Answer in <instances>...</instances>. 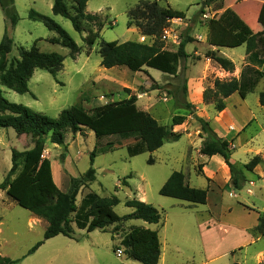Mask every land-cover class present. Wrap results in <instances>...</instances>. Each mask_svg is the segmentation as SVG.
Returning <instances> with one entry per match:
<instances>
[{
  "label": "rangeland",
  "instance_id": "obj_1",
  "mask_svg": "<svg viewBox=\"0 0 264 264\" xmlns=\"http://www.w3.org/2000/svg\"><path fill=\"white\" fill-rule=\"evenodd\" d=\"M3 1L10 3V0ZM138 1L88 0L86 11L97 14L103 21L99 37L90 48L84 38L88 29L97 30V24H85V30L81 32L74 30L70 20L52 13L53 0H13V8L19 17L13 27L0 8V40L7 30L13 41L9 62L19 58L20 46L30 49L34 44L41 52L64 56L63 67L54 76L43 69H35L26 93L0 84L2 95L9 101L52 118L65 108L79 105L90 117L105 105L120 102L133 93L137 97V107L160 124L170 126L174 114L185 115L182 124L172 127L173 131L181 133L180 138L167 141L154 151L129 156L126 146L134 142V138H129L109 151L97 153L92 163L95 179L81 187L76 196L77 204L90 192L101 197L116 196L119 202L113 210L119 216L131 213L132 208L125 201L137 198L158 209L161 215L158 223L132 218L111 224L105 230L88 232L74 227L72 238L59 234L44 240L46 244L30 256L40 247L27 255L28 249L43 239L46 221L42 219L43 224L27 230L25 224L30 211L10 199L0 188V194H3L0 215L4 223L1 238L5 240L1 252L15 259L24 256L18 264H139L126 256L121 243L132 226L157 231L161 250L158 264H256L255 251L264 246V235L255 244L244 246V240L247 233L252 235L257 212L264 211V179H258L264 178V163L252 172H246L248 181L241 189H233L230 185L222 187L220 204L216 196L219 191L208 177L213 174L210 170L217 168L220 156L198 155L202 141L207 139L198 118L208 121L217 134L211 125L218 116L213 102V81L233 76L240 78L241 70L248 65L242 58L245 45L221 47L219 52L218 47L207 43V21L230 8L253 32L264 31V0H213L208 6L204 5L205 0H157L160 6L169 5L185 14L183 18L169 19L159 36L143 35L137 26H127L126 10ZM30 9L59 24L80 47L79 53L71 58L68 48L49 41L57 37V33L47 29L42 22L30 19ZM187 36L192 38L185 45L188 56L180 58L174 75L146 66L140 71H131L124 66L104 68L100 65L98 49L102 40H136L175 51ZM257 47L264 55V38L259 40ZM210 49L232 58L234 70L224 71L207 58L205 54ZM256 67L264 69V64ZM263 90L264 78H261L245 98L246 109L239 107L242 102L237 95L232 96L229 105L233 106L229 109L234 112V126L231 128L232 125L226 123V128L218 127L226 134L225 139L231 141L230 159L237 167H242L257 154L256 149L264 150V108L257 100L258 92ZM94 107L100 110H92ZM249 112L253 115L247 116ZM108 139L103 137L100 144H105ZM96 145L97 139L87 127H81L76 133L66 132L62 145L53 144L46 138L43 155L51 161L53 179L62 191L69 189L71 177L80 176L90 166V152ZM31 146L28 135H17L10 127L0 128V183L11 165V149L24 150ZM173 171H182L190 186L206 189L208 203H189L159 194L160 187ZM222 177V173L215 177L216 185L218 181L223 185L226 177ZM11 227L17 229V235L11 234ZM239 246L243 248L237 249ZM233 249L236 250L231 254ZM118 250L120 255H117Z\"/></svg>",
  "mask_w": 264,
  "mask_h": 264
},
{
  "label": "trees",
  "instance_id": "obj_2",
  "mask_svg": "<svg viewBox=\"0 0 264 264\" xmlns=\"http://www.w3.org/2000/svg\"><path fill=\"white\" fill-rule=\"evenodd\" d=\"M88 0H53L52 13L70 20L74 30H85V24L96 23V31L88 29L84 38L89 48L99 37L103 21L97 14L86 11ZM213 0H205L208 6ZM0 8L8 18L11 27L19 20L13 8V0L6 4L0 0ZM127 26L135 25L143 35L159 36L167 21L172 18H183L184 12L169 5L160 6L157 0H140L126 10ZM28 17L40 21L49 30L57 33V37L49 41L58 43L69 49V56L74 58L80 47L70 35L50 17L34 9H30ZM264 38V31L253 32L232 9L226 8L218 17L207 21L206 41L215 47L235 48L245 45V60L248 65L241 70L240 78L231 77L227 80L219 78L213 81V102L216 111L225 108L224 99L233 93L244 99L254 90L258 81L264 78V69L255 68L264 64V55L258 50V42ZM192 40L183 38L175 51L162 49L157 44H148L136 40L104 41L99 45L100 65L104 68L124 66L131 71H140L144 66L157 69L163 73L174 75L177 72L180 58L187 57L185 45ZM13 41L7 30L0 40V84L18 93L29 91L28 82L35 69H43L51 75L63 67L64 56L56 52H41L35 46L25 49L18 48L19 58L8 61V54L12 50ZM89 52V51H87ZM205 56L225 71L232 72L234 63L229 58L218 54L215 50H207ZM130 92L129 89H126ZM259 104L264 107V90L259 92ZM137 97L129 96L117 103L105 105L96 115L88 117L86 111L79 105L71 106L60 111L52 118L29 107L9 101L0 90V128H12L17 135H28L32 146L28 149L10 151V168L0 183L7 196L21 207L29 210L33 215L46 221L43 239L33 244L27 255L33 253L43 242L56 235L72 238L74 227L88 232L96 229L105 230L111 224L126 219H141L148 223H158L160 212L153 205L137 198L127 199L125 204L132 208V212L119 216L113 207L119 202L116 196L101 197L94 192L87 193L76 203V196L81 187L95 179L92 167L97 153H103L122 144L123 140L134 138V142L127 144L129 156L144 151H154L167 141H176L181 133L173 131L174 125L182 124L185 115L174 114L170 126L160 124L148 112L136 105ZM92 110H100L94 107ZM83 111V112H82ZM200 128L207 134L200 145L199 153L206 156L219 155L230 172L229 184L239 190L248 181L246 172L264 163L259 154L253 155L242 167H237L230 161L232 149L231 141L219 137L210 127L209 122L198 118ZM81 127H87L97 139V145L90 152V166L84 173L71 177L69 189L62 191L55 183L52 175L51 161L43 155L46 138L53 144L62 145L66 132L76 133ZM103 137H109L105 144H100ZM99 144V146H98ZM151 162V159L148 160ZM159 194L177 198L195 204L207 202V190L192 187L182 171H173L162 184ZM252 234H264V211L257 217V224L252 228ZM124 252L130 259L139 264H158L161 250L157 231L141 226H132L121 240ZM119 247H114L117 249ZM239 247L238 249H241ZM234 251H232L233 253ZM24 256L12 259L0 254V264H18ZM232 264H239L233 262ZM264 264V260L262 263Z\"/></svg>",
  "mask_w": 264,
  "mask_h": 264
},
{
  "label": "crops",
  "instance_id": "obj_3",
  "mask_svg": "<svg viewBox=\"0 0 264 264\" xmlns=\"http://www.w3.org/2000/svg\"><path fill=\"white\" fill-rule=\"evenodd\" d=\"M215 47V46H214ZM220 48L221 47H218L217 49H219V52H220ZM243 56V57H242ZM241 57L245 60V57H246V54L244 53L243 55H242ZM230 60H232V58H229ZM234 63V62H233ZM222 69V68H221ZM223 70V69H222ZM225 71V70H224ZM233 77H235V76H233ZM260 92V91H259ZM259 92H258V95H259ZM249 94V93H248ZM247 94V95H248ZM234 95H237L238 96V98H240V102H242V106H239L240 108H243V109H246V108H248V106H247V104H246V102H245V104H244V101L246 100L245 98L247 97H245L244 99H242L239 95H238V93H233V94H231L229 97H227V98H225L224 99V101H225V108L222 110V111H220V112H217L218 113V116H216L215 118L216 119H214V121H212L211 122V125H212V127L215 129V131L217 132V134L220 136H223V138H226L227 136H226V134L225 133H222L220 130H219V126L220 127H223V128H226L227 126H226V123H228L229 125H232L231 126V128H233V126H234V121L233 120H235L234 118V112L233 113H231V111H230V107H232L233 106V104H231V105H229V100H230V98H232V96H234ZM242 100V101H241ZM257 100H258V104H259V97L257 98ZM237 104H238V102H237ZM259 106L261 107V108H264V107H262L260 104H259ZM251 115H253V113L252 112H249V115H247V116H251ZM214 118V117H213ZM245 118H246V116H245ZM209 120H211V118H209ZM243 120H245V119H243ZM228 121V122H227ZM31 141V140H30ZM29 146V145H28ZM28 148H30V147H28ZM27 148V149H28ZM198 152H199V149H198ZM258 152V153H257ZM255 153H257V154H259L261 157H262V159L264 160V150H261V148H258V149H256L255 150ZM198 155L199 156H202V154H200V153H198ZM212 157V156H211ZM210 157V158H211ZM230 161L233 163L234 162V160L231 158L230 159ZM209 162H210V160H208L207 161V163L209 164ZM204 163V162H203ZM206 163V162H205ZM208 164H206V165H208ZM206 165H205V168H206ZM209 171V170H208ZM211 172H213V174H210L208 177L209 178H211V181H210V183L211 184H213V186H214V188H216L218 191H219V193H217V195L216 196H218L217 197V199L219 200V202H220V204L222 203V193L220 192V190H222V187H227L228 185H230L229 184V179H230V172H229V169H228V167H227V165L224 163V161H223V159L220 157L219 159H218V166H217V168L215 167L214 168V170H210ZM220 173H222L223 174V176L224 177H222V178H225V180H224V182H223V185H221L220 184V181H218L219 183L216 185V183H217V180H216V176L217 175H220ZM52 175H53V177H54V172L52 171ZM258 179H260V180H263L264 178H258ZM3 190V189H2ZM3 192L6 194V192H5V190H3ZM7 195V194H6ZM0 197H3V194H0ZM2 202L3 201H1L0 202V204H2ZM206 203H208V195H207V202ZM225 207V206H224ZM223 207V208H224ZM227 207V206H226ZM228 208V207H227ZM259 213L260 212H257V216H256V221H257V217H258V215H259ZM209 220H211L212 221V219H209ZM208 220V221H209ZM207 220H206V222L207 223H209ZM44 223V221H42V219H40V218H38V217H36L35 215H33L31 212H30V216L27 218V221H26V224H25V227H26V229L27 230H32L33 229V227L34 226H36V225H38V224H43ZM3 218H2V216L0 215V254L2 255V256H6V257H9V258H12V259H15V258H13L12 256H9V255H6V254H3L2 252H1V247H2V245L5 243V240L4 239H2L1 238V233H2V226H3ZM256 224H257V222H256ZM256 224H254L253 226H252V228L256 225ZM12 228V227H11ZM17 229L16 228H12V230H11V234L12 235H17ZM245 232V231H244ZM251 232H252V229H251ZM44 233V232H43ZM264 235V234H263ZM262 235V236H263ZM259 237L260 236H255V235H250L249 233H247L246 234V239L244 240V243H245V245L244 246H247V245H251V244H255L256 242H257V240L259 239ZM46 241V240H45ZM44 244H46V242H44L42 245H40V247L33 253V254H31L30 256H33ZM239 247H242L243 248V246H239ZM238 247V248H239ZM237 248V249H238ZM241 248V249H242ZM235 250L236 249H233V250H231L230 252H231V254H233L234 252H235ZM232 251H234L233 253H232ZM255 259H256V264H260V263H262L263 262V260H264V246L263 247H258V249L255 251Z\"/></svg>",
  "mask_w": 264,
  "mask_h": 264
},
{
  "label": "built area",
  "instance_id": "obj_4",
  "mask_svg": "<svg viewBox=\"0 0 264 264\" xmlns=\"http://www.w3.org/2000/svg\"><path fill=\"white\" fill-rule=\"evenodd\" d=\"M120 254H121V253H120V251L118 250V251H117V255H120Z\"/></svg>",
  "mask_w": 264,
  "mask_h": 264
}]
</instances>
